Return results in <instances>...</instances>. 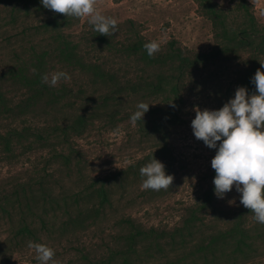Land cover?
Here are the masks:
<instances>
[{
    "label": "rangeland",
    "instance_id": "rangeland-1",
    "mask_svg": "<svg viewBox=\"0 0 264 264\" xmlns=\"http://www.w3.org/2000/svg\"><path fill=\"white\" fill-rule=\"evenodd\" d=\"M21 3L13 11L23 20L26 11ZM96 7L102 14L119 21L118 31L107 36L109 43L97 40L99 34L86 17H70L67 24L50 27L47 32L41 28L32 38L46 44L53 35L64 32L77 43L75 50L85 59L119 70L118 75L123 79L138 73L152 79L164 73L172 74V61L148 62L146 58V65L138 54L119 49L135 44L139 37L148 43L163 39L161 50L174 43L182 51L194 53L228 51L220 55L216 64L186 76L179 107L181 121L169 126L166 136L160 140L148 137L138 122L133 126L130 121L138 103L150 104L149 110L155 106L153 96L129 94L124 90L120 94L121 88L102 82L98 75L79 70L78 63L74 71L67 72L61 69L62 62H56L53 56L48 58V65H54L50 74L64 71L71 76L70 81L60 82L75 85L77 90L83 87L87 92L82 96L91 93L100 98L107 94L115 97V102L110 107L100 102L101 114L93 116L87 129L81 135L71 136L64 146L56 141L55 145L42 144L34 141V136L11 149L0 145V264H40L35 250L28 247L29 241L52 247L58 264H121L120 249L125 241L119 235L120 214H131L147 226L170 229L179 225L187 207L210 187V175L214 171L211 160L217 150L195 138L191 128L195 108L218 110L234 98L238 79L244 77V68L253 62L264 71L261 67L264 64V0H97ZM11 11L9 0H0L1 63H8L11 47L19 45L16 39L21 37L23 28L13 27ZM39 17L32 16V19L37 23ZM24 20L27 24L28 19ZM142 67L147 70L138 71ZM6 88L15 101L22 97L21 91L14 90L9 83ZM248 93L251 95L255 90ZM107 108L109 115L104 114ZM81 112L88 110L74 96H66L52 106L24 108L13 115L0 114V123L20 128L66 125ZM147 117L146 112L143 118ZM55 148L71 154V166L63 164ZM158 150L160 153L155 154ZM156 155L165 165L166 173L174 175L173 184L168 190H143L144 177L139 170ZM126 160L134 163L128 165ZM106 175L127 177L123 187L115 188L120 193L123 191V197L119 199L120 195L116 194L114 207L108 205L104 213L86 218L77 229L62 226L66 204L74 201V194L85 190L93 179ZM240 196L233 187L224 198H219V206L231 211ZM211 215L210 225L221 222L215 213ZM25 225L37 230L36 236L18 233ZM200 247L202 244L194 239L177 249L168 247L166 251L170 260L178 254L184 264H217L205 259V250ZM110 258L113 262L108 261ZM166 263V258H160L149 264ZM235 264H264V247Z\"/></svg>",
    "mask_w": 264,
    "mask_h": 264
},
{
    "label": "trees",
    "instance_id": "trees-1",
    "mask_svg": "<svg viewBox=\"0 0 264 264\" xmlns=\"http://www.w3.org/2000/svg\"><path fill=\"white\" fill-rule=\"evenodd\" d=\"M9 3L12 5L11 22L13 27L20 25L23 28L20 31L21 37L16 39L19 45L11 47L8 63L0 62V114L13 115L17 110L22 111L24 108L35 109L43 105L52 106L66 96H74L88 112L78 113L71 124L66 123V125L57 124L48 127L29 125V127L20 128L18 125L5 126L0 123V145L7 149H11L15 144L32 136L35 137L34 141H40L42 144H54L56 141L64 146L69 142L71 136L81 135L87 129L93 116L101 114L100 102H104L107 107L115 102V97L111 98L106 93L100 98L95 97L94 94L91 95V93L82 96L87 92L86 89L82 87L77 90L75 85L67 82L62 81L56 87L42 83V75L50 74L51 69L54 68V65H48V58H52V56L57 60L56 62H62L61 69L72 72L75 70L74 68H77L75 64L78 63L79 70L91 72L100 76L102 82H111L121 88L120 94L124 90L129 94L141 93L143 96H153L156 100L155 106L147 112L149 117L138 121V124L148 137L160 140L166 136L169 126L181 121L179 107L183 102L186 76L192 75L196 70L209 64H216L220 55L228 51V49H218L210 53L207 51L194 53L182 51L181 47L169 43L153 57H149L144 48L148 42L143 37H139L135 44L124 45L119 49L122 52L138 54L146 65L150 60L169 63L172 61V74L164 73L158 78L152 79L153 77H146L138 73L135 77L128 79L124 77L125 79H123L118 75L119 70L109 68L97 60L85 59L75 50L77 43L64 32H60L58 36L53 35L54 38L46 44L40 41L36 42L32 38L33 35L41 32V28L44 29L42 32H47L50 27H62L69 22L70 17L44 8L41 0H9ZM20 3L26 11L23 18L28 19L27 24L26 20H20V14L13 11ZM32 16H40L37 23L33 21ZM22 35L24 36L22 37ZM97 35L94 34V36ZM97 40L109 43L110 39L99 34ZM254 51L256 50L254 49ZM146 58L148 62L145 61ZM177 60L179 63L176 62ZM258 68L260 69L255 62L246 66L243 70L244 77L238 79L237 86L246 87L248 91L255 90V85L251 81ZM146 70L147 67H142L138 71ZM7 83L14 86V90L21 91L22 97L19 100L15 101L14 98L9 97ZM159 97H161L160 101L157 100ZM115 105L119 104L115 103ZM104 111V114H111L109 108ZM55 149L58 157L63 159V164L71 166V154ZM156 153L159 154L160 150ZM157 156L154 158L158 160ZM120 177H109L108 175L97 177L85 187V190L75 193L74 201L71 204H66V219L62 226L66 229L69 227L77 229L79 226L81 227L86 218L104 213L108 205L110 208L114 207L115 195H120L119 199L123 197V191L120 193L115 188L116 186L123 187L127 179L124 176ZM214 177L215 171L210 175V187L192 205L187 207L181 223L174 228L147 226L131 214H120L119 235L125 241L120 249L121 264H149L160 258H166V264H184L183 258L178 254L172 256L170 260L166 249L168 247L170 250L177 249L194 239L202 244L203 247L200 248L205 250L204 258L211 259L217 264L238 263L239 260H246L252 251L258 252L261 247H264V224H260L254 219V214L240 203V199L231 211H226L224 207L219 206V198L214 193ZM211 208H215V210L212 211ZM212 213H215V216L221 220L215 226L210 225L213 223ZM36 232L37 230L27 225L18 231V233L27 236H36ZM115 257L114 255L112 258L115 259ZM108 261L113 262L111 258Z\"/></svg>",
    "mask_w": 264,
    "mask_h": 264
},
{
    "label": "clouds",
    "instance_id": "clouds-1",
    "mask_svg": "<svg viewBox=\"0 0 264 264\" xmlns=\"http://www.w3.org/2000/svg\"><path fill=\"white\" fill-rule=\"evenodd\" d=\"M41 3L44 8L67 17L88 18V23L100 35L109 36L118 31L119 21L102 14L96 7L97 0H41ZM164 42L161 39L146 43L148 56L158 53ZM61 80L70 81L71 76L57 71L41 77V82L50 87H56ZM251 82L255 85V93L251 95L246 87L240 86L234 98L218 110L196 107L191 128L197 140L210 149H217L211 160L215 195L224 198L235 187L241 194L240 203L254 214L258 223L264 224V71L258 68ZM149 105L137 104V110L130 117L133 126L143 121ZM125 163L132 165L134 161ZM139 171L144 177L143 190H168L173 184L174 175L167 174L165 165L154 157ZM28 247L35 250L40 264H58L52 247L32 241Z\"/></svg>",
    "mask_w": 264,
    "mask_h": 264
}]
</instances>
